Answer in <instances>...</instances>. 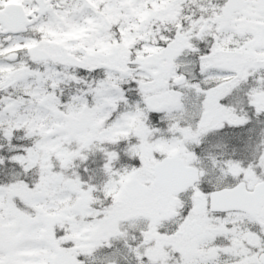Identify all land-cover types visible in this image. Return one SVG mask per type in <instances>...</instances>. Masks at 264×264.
Masks as SVG:
<instances>
[{"label": "snow or ice", "instance_id": "snow-or-ice-1", "mask_svg": "<svg viewBox=\"0 0 264 264\" xmlns=\"http://www.w3.org/2000/svg\"><path fill=\"white\" fill-rule=\"evenodd\" d=\"M0 264H264V0H0Z\"/></svg>", "mask_w": 264, "mask_h": 264}]
</instances>
